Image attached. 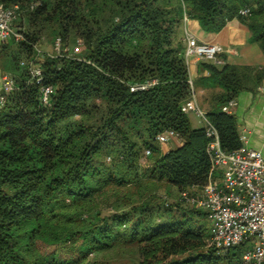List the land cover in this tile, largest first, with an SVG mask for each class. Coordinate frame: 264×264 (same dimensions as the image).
<instances>
[{"label": "trees", "instance_id": "1", "mask_svg": "<svg viewBox=\"0 0 264 264\" xmlns=\"http://www.w3.org/2000/svg\"><path fill=\"white\" fill-rule=\"evenodd\" d=\"M0 4L21 6L16 24L26 39L8 40L19 48L15 62L35 58L43 83L55 88L51 103L43 104L28 64H14L17 86L0 109V264H243L249 242L227 250L209 245L208 211L170 198L166 188L198 193L210 168L205 128L194 127L182 110L192 93L185 17L208 31L239 17L264 50V0ZM243 6L250 14H239ZM42 36L53 50L39 53ZM57 37L63 49L82 40L80 50L56 54ZM203 64L211 73L204 85L223 90L201 107L225 149L235 150L242 144L237 117L222 106L241 90V68ZM151 79L157 82L149 88L131 90ZM168 128L181 144L161 153L156 135ZM147 156L154 157L146 168L154 174L136 181L131 174ZM111 184L113 200L106 191ZM102 195L110 202L106 214L90 210Z\"/></svg>", "mask_w": 264, "mask_h": 264}, {"label": "built area", "instance_id": "2", "mask_svg": "<svg viewBox=\"0 0 264 264\" xmlns=\"http://www.w3.org/2000/svg\"><path fill=\"white\" fill-rule=\"evenodd\" d=\"M251 12L249 6H243L239 14L248 15ZM21 14L19 4H0V40L22 41L26 39V33L22 27L17 26L16 21ZM187 16L185 20H187ZM185 43V56L187 61L192 55H197L205 60L222 63L220 54L224 46L218 42H209L199 37L188 27L183 33ZM82 40L72 49L62 47L61 37L55 40V53L74 55L80 50ZM39 53H43L38 49ZM28 64L31 78L40 87V100L43 104L51 103L54 93L52 84H44L42 67L35 58L22 61ZM192 87L190 99L182 106L186 113L194 112L204 120V128L207 143V153L210 159L208 180L198 193L187 189L180 192L179 200L185 204L196 205L208 211L211 222V245L220 250H227L242 242H249L250 246L243 253V264H264V155L261 150L247 145V135L240 134L242 144L239 148L228 151L222 143L217 125L208 117L207 112L201 107L197 99V91L193 78L189 77ZM157 79L145 82L133 83L131 90H143L154 85ZM3 92L0 95V103L6 100V96L16 89V80L10 73L3 77ZM237 98H231L222 106V110L232 113L237 105ZM178 136L173 128L165 129L156 135L159 144H167L172 138ZM145 153L151 154L150 147ZM220 171L219 173H217Z\"/></svg>", "mask_w": 264, "mask_h": 264}, {"label": "crops", "instance_id": "3", "mask_svg": "<svg viewBox=\"0 0 264 264\" xmlns=\"http://www.w3.org/2000/svg\"><path fill=\"white\" fill-rule=\"evenodd\" d=\"M185 27L191 29L203 41L218 42L224 46V51L220 54L223 62L220 64L227 63L241 68L244 84L236 97L238 103L233 107L232 113L237 117L240 134L247 135V145L261 150L264 155V73L260 78L256 76L258 72H264V50L260 43L251 39L248 25L239 17L229 19L218 31L205 30L199 19L193 17L184 21L182 33ZM18 53L16 44L0 40V95L3 92V77L13 71L14 58ZM207 61L197 55L190 56L188 61L197 99L202 100L206 108L210 97L223 90L221 86L204 85L211 75L209 68L203 64ZM205 98L208 99L206 102ZM190 119L194 127L204 126V123L198 125L197 120H193L191 116ZM201 119L204 122L202 117ZM180 144V138L175 137L169 141L168 147L171 149Z\"/></svg>", "mask_w": 264, "mask_h": 264}, {"label": "rangeland", "instance_id": "4", "mask_svg": "<svg viewBox=\"0 0 264 264\" xmlns=\"http://www.w3.org/2000/svg\"><path fill=\"white\" fill-rule=\"evenodd\" d=\"M19 26L21 25V23L19 22V23H17ZM49 39V37L48 36H42V37H40V38H38V40L36 41V45H37V48L38 49H40L41 51H51V50H53V47L50 45V41L48 40ZM29 40V39H28ZM23 54H24V52H23ZM26 59H28V58H26V56L24 55H22V56H18L17 57V61H23V60H26ZM16 61V62H17ZM15 62V63H16ZM13 71H11V73L10 74H12V75H14L13 73H12ZM199 102H200V104H201V106L203 107V108H205L206 109V107H204V103L202 102V100L200 101L199 100ZM190 116L192 117V119L193 120H197V124L198 125H202L204 122L202 121V119H201V117H199L196 113H194V112H190ZM168 145H169V142L167 143V144H164V145H161V144H158V146H159V148H160V152L162 153V152H167L168 150H170V148L168 147ZM159 153V152H158ZM150 158V159H149ZM153 158L154 157H152V156H147V158H144L143 157V159L141 160V162L139 163V167H138V169L136 170L137 172H132V174H131V177H133V179H135L136 181H138V180H140V178H142L144 175H153L154 173H150V172H148L149 170H147L146 168L149 166V162L150 161H152L153 160ZM220 171H218L217 173H219ZM147 173V174H146ZM138 179V180H137ZM115 185V184H114ZM114 185H110V186H108V188H107V192H109L108 193V196H109V199L111 200H113V196L111 195H109L111 192H114L115 191V187L116 186H114ZM167 189V191L168 190H170V192H171V194H169L168 196L170 197V198H173V199H176V200H178L179 199V197H180V191H179V189H178V187H176V186H174V185H171V186H169V187H167L166 188ZM161 192L163 193V197H167V192H166V190H161ZM110 202H108V199L106 198V196H101V197H99V199L97 200V204L95 205V206H93V208H90V210L91 211H94V210H98V211H100L101 213H103V214H106V213H109L110 212V210H111V208H110V204H109ZM207 224L209 225V227L211 226V222H210V220L208 219L207 220ZM206 239H207V242H208V244L209 245H211V240H210V237H206Z\"/></svg>", "mask_w": 264, "mask_h": 264}, {"label": "water", "instance_id": "5", "mask_svg": "<svg viewBox=\"0 0 264 264\" xmlns=\"http://www.w3.org/2000/svg\"><path fill=\"white\" fill-rule=\"evenodd\" d=\"M2 108V104L0 103V109Z\"/></svg>", "mask_w": 264, "mask_h": 264}]
</instances>
